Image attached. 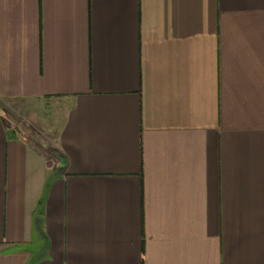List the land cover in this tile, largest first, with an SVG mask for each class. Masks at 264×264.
<instances>
[{
	"label": "crops",
	"instance_id": "obj_1",
	"mask_svg": "<svg viewBox=\"0 0 264 264\" xmlns=\"http://www.w3.org/2000/svg\"><path fill=\"white\" fill-rule=\"evenodd\" d=\"M0 264H264V0H0Z\"/></svg>",
	"mask_w": 264,
	"mask_h": 264
},
{
	"label": "rangeland",
	"instance_id": "obj_2",
	"mask_svg": "<svg viewBox=\"0 0 264 264\" xmlns=\"http://www.w3.org/2000/svg\"><path fill=\"white\" fill-rule=\"evenodd\" d=\"M44 113L43 108L39 111V114L42 115ZM65 110L63 108H55L54 111H48L45 113L47 116V132L49 137L53 140L52 142H56V138L59 134V131L63 125L65 119ZM49 120V121H48ZM52 143V144H54Z\"/></svg>",
	"mask_w": 264,
	"mask_h": 264
}]
</instances>
